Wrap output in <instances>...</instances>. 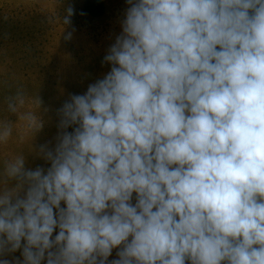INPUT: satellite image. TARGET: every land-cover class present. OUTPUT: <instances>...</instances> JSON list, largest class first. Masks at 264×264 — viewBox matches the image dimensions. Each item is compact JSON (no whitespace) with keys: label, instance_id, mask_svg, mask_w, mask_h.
Here are the masks:
<instances>
[{"label":"clouds","instance_id":"9594fccd","mask_svg":"<svg viewBox=\"0 0 264 264\" xmlns=\"http://www.w3.org/2000/svg\"><path fill=\"white\" fill-rule=\"evenodd\" d=\"M127 3L50 167L7 169L0 264H264V0Z\"/></svg>","mask_w":264,"mask_h":264},{"label":"rangeland","instance_id":"374dc122","mask_svg":"<svg viewBox=\"0 0 264 264\" xmlns=\"http://www.w3.org/2000/svg\"><path fill=\"white\" fill-rule=\"evenodd\" d=\"M85 1L0 0V137L11 128L7 141L0 139V193L21 191L23 185L7 172L18 158L26 168L50 167L42 148L56 147L59 110L111 70L104 58L122 32L129 5L104 0L105 14L92 17Z\"/></svg>","mask_w":264,"mask_h":264},{"label":"trees","instance_id":"16d2710c","mask_svg":"<svg viewBox=\"0 0 264 264\" xmlns=\"http://www.w3.org/2000/svg\"><path fill=\"white\" fill-rule=\"evenodd\" d=\"M84 11L92 17L103 16L106 12V4L104 0H86L84 3Z\"/></svg>","mask_w":264,"mask_h":264},{"label":"crops","instance_id":"0c3cea01","mask_svg":"<svg viewBox=\"0 0 264 264\" xmlns=\"http://www.w3.org/2000/svg\"><path fill=\"white\" fill-rule=\"evenodd\" d=\"M13 256L15 257H20V252H16L14 255H12L11 257L13 258Z\"/></svg>","mask_w":264,"mask_h":264}]
</instances>
